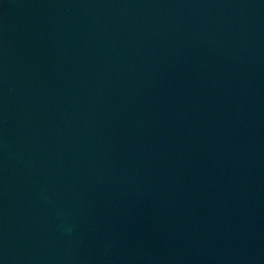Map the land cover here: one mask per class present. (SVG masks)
Wrapping results in <instances>:
<instances>
[{"label":"water","instance_id":"95a60500","mask_svg":"<svg viewBox=\"0 0 264 264\" xmlns=\"http://www.w3.org/2000/svg\"><path fill=\"white\" fill-rule=\"evenodd\" d=\"M0 264H264V0H0Z\"/></svg>","mask_w":264,"mask_h":264}]
</instances>
